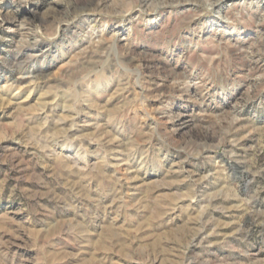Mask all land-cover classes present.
<instances>
[{"label":"rangeland","instance_id":"374dc122","mask_svg":"<svg viewBox=\"0 0 264 264\" xmlns=\"http://www.w3.org/2000/svg\"><path fill=\"white\" fill-rule=\"evenodd\" d=\"M0 264H264V0H0Z\"/></svg>","mask_w":264,"mask_h":264}]
</instances>
